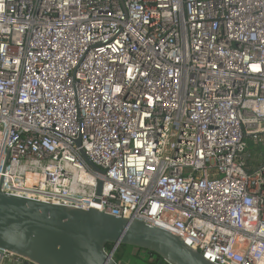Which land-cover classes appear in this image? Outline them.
<instances>
[{
  "label": "built area",
  "instance_id": "obj_1",
  "mask_svg": "<svg viewBox=\"0 0 264 264\" xmlns=\"http://www.w3.org/2000/svg\"><path fill=\"white\" fill-rule=\"evenodd\" d=\"M263 150L264 0H0V193L264 264Z\"/></svg>",
  "mask_w": 264,
  "mask_h": 264
},
{
  "label": "water",
  "instance_id": "obj_2",
  "mask_svg": "<svg viewBox=\"0 0 264 264\" xmlns=\"http://www.w3.org/2000/svg\"><path fill=\"white\" fill-rule=\"evenodd\" d=\"M75 145L80 147L79 139ZM79 154L92 172L104 175ZM101 188L98 179L95 197ZM119 246L152 253L167 264H211L179 238L141 221L0 193V248L29 263L118 264L113 256Z\"/></svg>",
  "mask_w": 264,
  "mask_h": 264
},
{
  "label": "trees",
  "instance_id": "obj_3",
  "mask_svg": "<svg viewBox=\"0 0 264 264\" xmlns=\"http://www.w3.org/2000/svg\"><path fill=\"white\" fill-rule=\"evenodd\" d=\"M250 149L253 150V145L252 143H249ZM259 149H256L255 152H258ZM264 151V150H263ZM112 245H107L105 247V251H110L112 249ZM135 251L134 254H131L132 251ZM118 251L121 252L120 256L117 257ZM123 260L127 262L128 264H167L165 261H163L160 257L148 253L146 251L136 249L133 247H128V246H119L116 249V253L114 255V259L118 260Z\"/></svg>",
  "mask_w": 264,
  "mask_h": 264
},
{
  "label": "rangeland",
  "instance_id": "obj_4",
  "mask_svg": "<svg viewBox=\"0 0 264 264\" xmlns=\"http://www.w3.org/2000/svg\"><path fill=\"white\" fill-rule=\"evenodd\" d=\"M115 253H116V250H115ZM115 253H114V255H115ZM134 253H135V251L133 250V251L131 252V254H134ZM120 254H121V252L118 251V253H117V257L120 256ZM113 258H114V256H113ZM118 259H119V258H118ZM5 264H10V262H9V261H6Z\"/></svg>",
  "mask_w": 264,
  "mask_h": 264
},
{
  "label": "flooded vegetation",
  "instance_id": "obj_5",
  "mask_svg": "<svg viewBox=\"0 0 264 264\" xmlns=\"http://www.w3.org/2000/svg\"><path fill=\"white\" fill-rule=\"evenodd\" d=\"M117 248H118V247H117ZM114 260H115V262L118 263V264H128L127 262H125V261H123V260H120V259H118V260L114 259Z\"/></svg>",
  "mask_w": 264,
  "mask_h": 264
}]
</instances>
